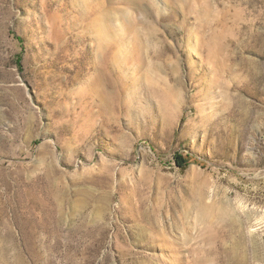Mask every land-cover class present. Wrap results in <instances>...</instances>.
<instances>
[{
    "label": "rangeland",
    "instance_id": "374dc122",
    "mask_svg": "<svg viewBox=\"0 0 264 264\" xmlns=\"http://www.w3.org/2000/svg\"><path fill=\"white\" fill-rule=\"evenodd\" d=\"M0 264H264V0H0Z\"/></svg>",
    "mask_w": 264,
    "mask_h": 264
},
{
    "label": "trees",
    "instance_id": "16d2710c",
    "mask_svg": "<svg viewBox=\"0 0 264 264\" xmlns=\"http://www.w3.org/2000/svg\"><path fill=\"white\" fill-rule=\"evenodd\" d=\"M180 164V163H179Z\"/></svg>",
    "mask_w": 264,
    "mask_h": 264
}]
</instances>
